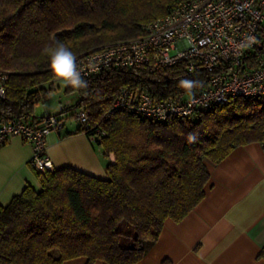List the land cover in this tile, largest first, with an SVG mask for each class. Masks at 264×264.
Returning <instances> with one entry per match:
<instances>
[{"label":"trees","instance_id":"1","mask_svg":"<svg viewBox=\"0 0 264 264\" xmlns=\"http://www.w3.org/2000/svg\"><path fill=\"white\" fill-rule=\"evenodd\" d=\"M182 0H0V71L6 74L0 119L36 124L35 106L48 98L56 79L43 49L60 41L77 57L106 44L135 38L144 27ZM246 69L264 59V31L244 56ZM213 71L184 63L154 73L109 68L85 77L72 109L84 107L87 122L77 131L105 159L106 179L65 167L37 172L30 185L0 205V264H134L157 240L165 220L180 221L204 197L205 160L218 163L233 148L264 146V97L236 98L186 119L151 122L115 112L110 105L121 86L155 98L185 92L184 79L205 88ZM58 114V113H55ZM192 137V139H190ZM113 155V160L110 159ZM264 257V249L259 253Z\"/></svg>","mask_w":264,"mask_h":264},{"label":"built area","instance_id":"2","mask_svg":"<svg viewBox=\"0 0 264 264\" xmlns=\"http://www.w3.org/2000/svg\"><path fill=\"white\" fill-rule=\"evenodd\" d=\"M142 35L106 44L77 57L83 78L109 68H126L154 73L184 63L187 71L200 66L213 71L208 85L186 92L155 98L146 91L121 86L108 115L124 112L151 122L186 119L223 106L232 100L264 97V59L246 69L244 56L253 51L264 31V0H182L161 17L144 27ZM6 74L0 71V88L5 96ZM69 121L87 122L84 107L73 114H47L36 124L20 118L0 119V145L12 136L31 143L30 165L37 172L53 169L47 155V135L62 129ZM104 132L97 129L94 141Z\"/></svg>","mask_w":264,"mask_h":264},{"label":"crops","instance_id":"3","mask_svg":"<svg viewBox=\"0 0 264 264\" xmlns=\"http://www.w3.org/2000/svg\"><path fill=\"white\" fill-rule=\"evenodd\" d=\"M77 127L69 121L47 135L53 168L70 167L106 179L101 150ZM32 153L31 143L17 135L0 145V205L28 185L39 188L29 162ZM205 165L209 178L204 197L180 221L165 220L157 240L134 264H264L259 256L264 249V146L240 145L220 162L205 160ZM85 263L79 257L63 264Z\"/></svg>","mask_w":264,"mask_h":264},{"label":"clouds","instance_id":"4","mask_svg":"<svg viewBox=\"0 0 264 264\" xmlns=\"http://www.w3.org/2000/svg\"><path fill=\"white\" fill-rule=\"evenodd\" d=\"M44 53L49 58V68L54 77L63 82L66 87H71L75 90H87L89 84L82 76L78 68L77 56L66 44L60 41L47 45L43 49ZM185 90L189 97L194 99L193 89L197 86L202 87L201 81H192L184 79L179 85ZM4 93V89L0 88V95ZM192 139V137H190Z\"/></svg>","mask_w":264,"mask_h":264},{"label":"rangeland","instance_id":"5","mask_svg":"<svg viewBox=\"0 0 264 264\" xmlns=\"http://www.w3.org/2000/svg\"><path fill=\"white\" fill-rule=\"evenodd\" d=\"M45 86H52L53 89L49 90L48 98L45 101L36 104L35 115L40 116L49 111L52 112L51 114L58 113L60 116L70 117L74 112V109L70 106L74 103L75 94L66 93V86L57 79L54 80L52 85L46 84Z\"/></svg>","mask_w":264,"mask_h":264}]
</instances>
